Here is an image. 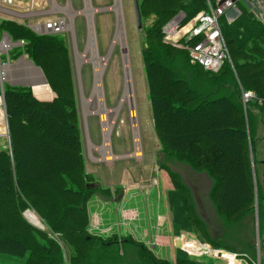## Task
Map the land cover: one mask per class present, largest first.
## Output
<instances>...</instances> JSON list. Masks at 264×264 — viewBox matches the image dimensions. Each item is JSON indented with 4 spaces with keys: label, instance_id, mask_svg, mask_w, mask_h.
<instances>
[{
    "label": "trees",
    "instance_id": "obj_1",
    "mask_svg": "<svg viewBox=\"0 0 264 264\" xmlns=\"http://www.w3.org/2000/svg\"><path fill=\"white\" fill-rule=\"evenodd\" d=\"M137 2L141 20L153 16L144 29L141 54L162 152L177 159L185 157L196 171L209 175L214 187H210L208 197L223 218L251 212L256 201L260 225L264 189L254 176L252 166L257 163L251 161V152L257 143L258 120L264 119V21L246 11L241 0H234V6L238 3L245 7L236 22L232 26L219 22L228 59L217 71H209L199 63H191L186 49L175 50L165 42L162 33L163 26L179 11L185 14V22L206 10V0ZM0 31L12 41H24L23 51L9 54L10 59L22 52L27 54L55 93L51 100H39L29 87L4 84L2 93L0 88L9 134V144L0 148V253L20 257L23 264H65L56 240L23 217L22 212L32 208L72 248L68 264H121L125 252H119L122 247L113 250L116 240H100L86 233L84 203L92 186L86 181L76 125L62 101L57 61L49 59L58 52L61 39H55L54 34L38 35L13 20H0ZM198 40L192 38L188 44ZM179 60L184 61L188 75L178 65ZM247 91L255 98L243 102L242 92ZM167 170L174 184L166 194L174 213L173 232L193 230L194 224L201 222L190 211L193 202L185 208L183 200L175 197V193L189 187L176 178L175 172ZM90 240L101 246L95 243L85 247ZM261 243L262 249L264 239ZM212 248L218 247L213 244ZM232 251L254 264L252 254ZM140 252L152 264H213L211 258L197 261L179 249L175 250L173 263Z\"/></svg>",
    "mask_w": 264,
    "mask_h": 264
},
{
    "label": "rangeland",
    "instance_id": "obj_2",
    "mask_svg": "<svg viewBox=\"0 0 264 264\" xmlns=\"http://www.w3.org/2000/svg\"><path fill=\"white\" fill-rule=\"evenodd\" d=\"M18 1L21 5L19 11H36L34 12L36 18L19 19L5 15H0V17L11 18L27 26L32 21L61 16L69 24H67V30L54 34L55 39H61V44L58 46V52L51 54L49 59L57 61L62 101L70 111L71 119L76 125L81 142L84 171L87 175L86 181L92 186V193L84 203L88 222L86 233L100 237V240H116L118 246H112L113 250L116 251V248L122 247V249L118 248L119 252H125L121 264H152L147 260L146 254L140 251L154 254L157 258L173 263L176 249L197 261L211 258L213 264H248L245 259L234 257L235 253H231L234 252L232 250H238L242 254H252L254 264H264V246L262 245V249L260 246L264 239V214L259 225L257 202H254L255 208L251 212L247 211L230 216L231 218H223L215 210L208 197L209 189L213 186L209 175L205 171H196L185 157L180 156L177 159L162 152L154 130L148 84L141 54L143 45H145L144 29L152 23L153 16L144 17L141 20V28H139L134 0H119L123 45L119 43L112 45V40L119 28L117 11L113 8L115 0H87L92 9L89 12L90 15L83 13L85 0ZM241 2L248 9L246 11H251L264 21L262 0H241ZM212 3L214 4V1ZM244 6L236 3L235 7L226 9L220 16L219 22L232 26L245 8ZM90 27L96 55L101 59L106 58L102 61V72L98 83L101 87L100 98L103 105L98 101V94L93 93L96 68L92 60L93 56L87 47ZM239 33H243L242 28H239ZM22 46L23 44H15L12 49L8 50V55L12 56L23 51ZM124 46L134 108L131 111L128 104H123L116 112H113L124 90ZM173 47L174 49L182 48L174 45ZM4 59L1 57L0 60ZM28 64L33 65L24 52L17 58L9 59V63L5 66V78L12 79L13 83L23 82L21 71H27ZM178 65L183 73L188 75L189 71L184 61L179 60ZM37 70L41 76L42 71ZM0 88L2 93V85ZM33 88L36 91L35 94L51 95L45 82L34 85ZM64 96L67 98L65 99ZM0 99L1 143L5 146L8 145L9 139L5 135L7 124L2 94H0ZM105 110H110V112L106 114ZM100 114L104 115L107 123H111V126L104 131ZM131 115H134V123ZM252 119H254L253 115ZM133 126L136 127V131ZM255 133L257 143L255 150L252 149L251 161L257 164L253 165L252 169L254 176L256 174L258 177L259 185L264 189L263 118L258 120ZM104 134L107 136V151H110L107 160L100 159L102 153L99 149L103 144ZM134 134L138 142L135 141ZM136 143L138 144L137 150ZM167 169L175 172L176 178L182 179L189 187L188 190L184 189L175 193V197L183 200L181 204L184 207H188L187 203L193 202L190 211L198 215L201 220L200 223L194 224L193 230L182 229L177 234L173 232L171 223L174 213L169 206L166 194L174 184L170 182L171 178ZM22 215L30 225L45 231L56 240L62 251L63 261L68 264L71 253L69 251L72 248L61 238L60 234L53 233L32 208L25 209ZM32 215L37 219L38 224L30 220ZM164 221L169 224L163 225ZM198 241L207 244L210 248L214 244L218 247L212 248L213 251H217L216 254H204L206 256L203 257L189 254L190 250L185 248L184 243L195 244ZM95 243L101 246L95 240H90L85 247ZM249 247H252L253 251ZM93 248L96 249L94 246ZM84 250L85 248L82 249ZM220 250L231 253L234 260L218 257L217 253ZM93 262L95 260L92 258ZM0 264H23V259L0 253Z\"/></svg>",
    "mask_w": 264,
    "mask_h": 264
},
{
    "label": "built area",
    "instance_id": "obj_3",
    "mask_svg": "<svg viewBox=\"0 0 264 264\" xmlns=\"http://www.w3.org/2000/svg\"><path fill=\"white\" fill-rule=\"evenodd\" d=\"M264 2V0H262ZM206 10L199 11L194 17L188 21H183L185 14L179 11L172 17L162 28L163 40L171 45L182 47L188 51L190 62L199 63L202 67L209 71H217L222 65L223 61L228 59V50L225 40L221 33L219 18L226 9L235 7L233 0H215L212 4L206 0ZM20 3L18 0H0V15L9 17H16L19 19L36 18V11L21 12L19 11ZM1 18V17H0ZM1 20H13L6 17ZM15 21V20H13ZM17 22V21H16ZM68 22L61 16L48 17L46 19L32 21L27 24V27L38 35L59 34L67 30ZM69 25V24H68ZM199 38L195 44H188L192 38ZM24 44L23 40L12 41L6 32L0 31V84L5 79V66L9 63L8 50L12 49L14 45ZM243 102L249 99H254L255 95L251 91L242 92ZM1 102V99H0ZM260 103L261 100L258 99ZM186 249L196 256L213 253L207 244L195 242L192 246L184 243ZM236 255H234L235 257Z\"/></svg>",
    "mask_w": 264,
    "mask_h": 264
},
{
    "label": "bare ground",
    "instance_id": "obj_4",
    "mask_svg": "<svg viewBox=\"0 0 264 264\" xmlns=\"http://www.w3.org/2000/svg\"><path fill=\"white\" fill-rule=\"evenodd\" d=\"M113 8H114L115 11H117L119 28H118V30L116 32V35H115L114 39L112 40V45H116V43H119V44L123 45V41H122V38L123 37H122V33H121V28H120V24H121V14H120V2H119V0H115V5L113 6ZM91 11H92V9H90L87 0H85V9H84L83 13L90 15L89 12H91ZM89 22H90V20H89ZM91 29L92 28L90 27V38L88 39L89 41H88L87 47L90 50L91 55L93 56V59L92 60H93V63L95 65V68H96V70H95V78H94L93 93L98 94L97 95L98 101H100V103L103 105V101L100 98L101 97V92H100L101 91V87H100V85L98 83H99L100 76H101V72H102V61H105L106 58H102L101 59V58H99L96 55L95 45H94V43L92 41L93 34H92V30ZM123 49H124L123 59L125 60V73H124L125 74V78H124L125 79V84H124V90H123V94H122L121 100H120L119 104L115 107V109H114L113 112H116L123 104H128V106L131 108L130 109L131 111H133V108H134V106L132 104V92H131L130 75H129V71H127V64H126L127 63V60H126V57L127 56L125 54V46L123 47ZM28 67L30 69H33L34 68L35 71L38 69V68L36 69L31 64H28ZM38 73L40 75V72L37 70V75H38ZM102 105H100V106H102ZM106 112H110V110H105V113ZM133 116L131 115L130 117H132V122L134 123V119H133L134 117ZM100 120H102L101 124H102V127H103V131L106 130V128H109L111 126V123H109V122L107 123V121L104 118V115L103 114H100ZM133 129L136 131V127L133 126ZM135 134H134L135 141L138 142L137 137H136ZM106 143H107V136L105 135L103 144L100 146V149H99L101 151V153H102L101 154V158H100L101 160L102 159L103 160H107L108 157H109V154H110V151L109 150L107 151V144ZM135 147H136V150H137L138 149V144L137 143H136ZM30 218H31L30 220H32L33 222H35V223L38 224L37 219H35V217L33 215L30 216ZM187 245L190 247L193 244H190V242H189ZM222 258H225V259H228V260H232L233 259V255L231 253H228V252H225L224 251V252H222Z\"/></svg>",
    "mask_w": 264,
    "mask_h": 264
},
{
    "label": "crops",
    "instance_id": "obj_5",
    "mask_svg": "<svg viewBox=\"0 0 264 264\" xmlns=\"http://www.w3.org/2000/svg\"><path fill=\"white\" fill-rule=\"evenodd\" d=\"M38 69L41 70L39 67H38ZM21 73H22L21 77H23L22 80H24L23 82H21V83L20 82L13 83V80L12 79L5 78L4 81H3V83H2V87H3L4 84L9 85L11 87H29L31 89L33 95L36 98H38L39 100H51L52 98L55 97V93L52 92V90L50 89V87L47 84V82H46L45 77H44L43 74H41V76H40L39 73H38V75H37V72L35 70L30 69L29 67H28L27 71H21ZM43 82H45L48 85V87L50 89V92H51L50 93L51 95L48 96V94L47 95H45V94H35L36 91H34V88H33L34 85L42 84ZM1 137H2V130L0 129V146H3L2 143H1ZM122 215H123V211H122ZM164 223L165 224H163V225H165V226L167 224H169V222H167V221H164ZM128 226H129V224H128ZM131 233H134V232L131 231ZM143 235H144V233H143ZM136 237H138V236H136Z\"/></svg>",
    "mask_w": 264,
    "mask_h": 264
},
{
    "label": "water",
    "instance_id": "obj_6",
    "mask_svg": "<svg viewBox=\"0 0 264 264\" xmlns=\"http://www.w3.org/2000/svg\"><path fill=\"white\" fill-rule=\"evenodd\" d=\"M134 8H135V12H136L137 26L140 28L141 27V19H140V14H139V8H138V2H137V0H134ZM6 124H7V122H6ZM5 135L9 139L8 129L5 131ZM8 144H9V142H8ZM222 252H224V251H222V250L218 251L217 256L218 257H222Z\"/></svg>",
    "mask_w": 264,
    "mask_h": 264
}]
</instances>
